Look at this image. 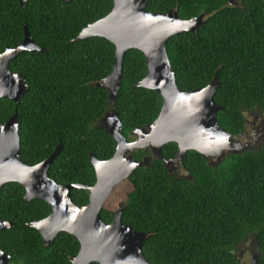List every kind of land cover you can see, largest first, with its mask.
<instances>
[{
  "label": "trees",
  "instance_id": "16d2710c",
  "mask_svg": "<svg viewBox=\"0 0 264 264\" xmlns=\"http://www.w3.org/2000/svg\"><path fill=\"white\" fill-rule=\"evenodd\" d=\"M228 1L147 0L145 9L162 14L176 10L183 20L205 14L196 32L168 40L171 71L183 92L202 89L216 77L213 100L222 107L218 123L238 136L248 116L264 117V0H237L233 6ZM112 6V0H26L23 7L18 0H0V53L20 44L24 26L43 49L23 52L10 62V70L25 78L27 89L17 105L0 99V124L17 114L20 156L28 166L48 158L61 143L48 169L58 184L92 186L95 172L89 155L108 160L115 152L113 138L96 127L111 108L108 92L96 84L110 74L115 48L100 37L75 40ZM145 74L143 54L128 50L114 102L127 140L133 139L135 128L151 124L161 109L156 91L134 86ZM177 151L175 143H167L161 156L170 159ZM145 156L150 153H134L137 161ZM181 166L191 180L169 174L160 159L151 158L122 182L131 189L120 203L121 223L146 235V261L239 264L238 251L252 240L257 264H264V148L229 155L216 168L188 151ZM24 194L17 183L0 189V220L12 223L0 232V250L10 255L9 264H71L78 241L61 232L45 244L26 225L46 218L50 207L37 199L26 202ZM71 199L83 206L88 192L73 189ZM115 210L105 203L101 221L109 224Z\"/></svg>",
  "mask_w": 264,
  "mask_h": 264
},
{
  "label": "water",
  "instance_id": "95a60500",
  "mask_svg": "<svg viewBox=\"0 0 264 264\" xmlns=\"http://www.w3.org/2000/svg\"><path fill=\"white\" fill-rule=\"evenodd\" d=\"M112 1L111 11L84 27L75 39L100 37L115 48L110 74L96 84L108 92L111 108L96 127L107 132L116 147L108 160L89 155L95 183L92 186L62 185L49 177L48 169L59 155L61 143L42 162L26 165L20 156L17 114L0 124V189L8 183H17L25 191L24 201L37 199L50 207L51 212L46 218L26 226L35 229L47 245L61 232L73 236L79 243V250L70 260L71 264H149L142 254L146 235L121 223L122 205H118L109 224L101 221L100 211L114 189L137 168H144L151 158L160 159L169 172L167 167L170 163L181 161L188 151H195L208 166L216 168L225 157L242 154L249 147L241 142L240 137L223 130L218 123L217 114L222 107L213 100L219 86L216 77L202 89L183 92L177 87L171 71L166 51L168 40L178 34L196 32L204 22L205 14L183 20L176 10L165 14L148 12L145 9L147 0ZM18 2L23 7L26 0ZM227 5H238V2L229 0ZM23 32L20 44L0 53V99H9L16 105L27 85L24 77L10 70V62L23 52H43L26 26ZM130 49L141 52L146 65L145 76L134 86L156 91L162 98V105L158 117L146 128H135L131 132L133 139L127 140L122 135V123L114 102L121 88L123 59ZM167 143L177 145L174 158L161 156V149ZM136 151L149 152L150 156L137 161L134 158ZM181 178L192 179L190 175ZM73 189L88 192L87 204L79 206L72 201ZM10 228L11 222L0 220V232ZM249 246L250 264H257L256 243L251 241ZM240 258L241 255L239 264H246ZM9 260L10 255L0 250V264H9Z\"/></svg>",
  "mask_w": 264,
  "mask_h": 264
},
{
  "label": "rangeland",
  "instance_id": "374dc122",
  "mask_svg": "<svg viewBox=\"0 0 264 264\" xmlns=\"http://www.w3.org/2000/svg\"><path fill=\"white\" fill-rule=\"evenodd\" d=\"M257 117L261 118V120L264 119V117H262L261 115H256L253 117L248 116L246 119H247V121L253 122L254 121L253 118H257ZM256 133H257V135L253 131H252V133H250V136L254 137V138H252L251 143H248V141H245L242 138H240L241 142L243 144L247 143L249 145V147L246 151L264 148V134H263L264 129H261V131L257 130ZM179 173H181V176H187L188 175L184 170H181ZM122 184L117 186L114 189L113 193L111 194V196L108 198V200L106 202V207H109V208L111 207V208L116 209L118 207V205H120V203L123 202L126 192H129L131 187L128 184H123V185ZM251 241L252 240H249L248 243H246V245H248V247H250L249 245H250ZM242 249H243V247H242ZM240 255H241L240 259H241L242 263L250 264L251 253L249 250L246 253L238 251L237 256L239 257Z\"/></svg>",
  "mask_w": 264,
  "mask_h": 264
},
{
  "label": "flooded vegetation",
  "instance_id": "af4514ba",
  "mask_svg": "<svg viewBox=\"0 0 264 264\" xmlns=\"http://www.w3.org/2000/svg\"><path fill=\"white\" fill-rule=\"evenodd\" d=\"M253 120H254L253 122H250L247 121V119H245L246 130L241 135H238V137L242 138L245 141H248V143H251L252 138H254L250 136V133H252V131L257 135L256 133L257 130L261 131V129H264V123L262 122L261 118H253ZM181 162L182 160L178 162L170 163L167 167L169 169V174H175L177 178H181V173L179 172L181 170H184L181 166ZM242 247L243 249L241 250V252H245V253L248 252L249 247L248 245H246V243L242 244Z\"/></svg>",
  "mask_w": 264,
  "mask_h": 264
}]
</instances>
